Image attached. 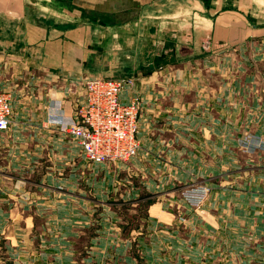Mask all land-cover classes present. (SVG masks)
Listing matches in <instances>:
<instances>
[{"label": "crops", "instance_id": "obj_1", "mask_svg": "<svg viewBox=\"0 0 264 264\" xmlns=\"http://www.w3.org/2000/svg\"><path fill=\"white\" fill-rule=\"evenodd\" d=\"M129 76L138 152L95 167L48 106L70 114L86 80ZM0 87L9 128L29 115L44 141L3 156L0 264L129 260L133 243L151 257L164 243L178 264H264V148L243 145L264 142V0H0ZM41 160L34 181L25 163ZM192 182L210 188L200 214L178 197ZM146 192L182 207L184 226L138 214Z\"/></svg>", "mask_w": 264, "mask_h": 264}, {"label": "built area", "instance_id": "obj_2", "mask_svg": "<svg viewBox=\"0 0 264 264\" xmlns=\"http://www.w3.org/2000/svg\"><path fill=\"white\" fill-rule=\"evenodd\" d=\"M134 83V77L88 79L82 85L81 94L71 101L70 114L62 101L50 102V121L78 142L87 162L128 161L139 149L136 133L140 98L135 95L123 102L120 94ZM12 111L11 96L0 87V132L9 128ZM243 145L248 150L264 148V142L252 137L244 139ZM209 192L210 188L205 184H192L182 189L181 196L189 206L198 207Z\"/></svg>", "mask_w": 264, "mask_h": 264}, {"label": "rangeland", "instance_id": "obj_3", "mask_svg": "<svg viewBox=\"0 0 264 264\" xmlns=\"http://www.w3.org/2000/svg\"><path fill=\"white\" fill-rule=\"evenodd\" d=\"M129 77H132V76H129ZM19 121L22 123L26 122L28 124L23 125V129H18V130L13 131L10 128H8L6 131L0 132V166H2V167L5 165L4 162L8 161L3 156H11V155L16 154L18 152V150H17L18 144L20 146L21 145H29L30 148H33L34 144H36L38 142H44L42 140V132L39 130H35L32 127H30V123L33 122V119L31 118V116L28 115V116H26V118L21 117V118H19ZM246 138H249V136H246L244 139H246ZM23 140H24V142H23ZM19 152L22 153V150L20 149ZM127 162L128 161H119L118 160V161L111 162V163L101 164V166L103 168L105 166H107V168L112 167V169H114V168L119 169L120 166H123V164H125ZM86 163L93 164L92 162H86ZM25 164L27 165L26 171L31 169L32 179L34 181H36V180L39 181V179L43 175L45 169H47L46 168L47 162H43L42 160L38 161V162L32 161V162L25 163ZM96 165H100V164L94 163V166L101 168V166H96ZM54 166H55V164L53 162H49L48 163V167H49L48 170L51 171ZM2 167H0V172H2V170H3ZM22 167H24V166H22ZM92 170H94V169H92ZM62 171H68V169H62L61 172ZM99 171H100V169H96L97 173L101 172V171L100 172ZM192 184H202V183L192 182V183L182 184L177 188L178 197L182 201H184V199L181 196L182 189L186 188ZM61 185L64 187V189L67 187V185H65V184H61ZM59 188H61V186H59ZM69 188H70V186H69ZM156 195H158V194H156ZM90 196L92 197V195H90ZM156 198H157V196L152 195V193H149V192L143 193L140 197L141 200L138 202V206H140L139 207L140 210H138V214L143 215L144 218H148V217L154 218L155 221L157 223L161 224L162 226L170 227L169 222H165L164 220H162V218H164V217H162L161 214L163 213V211H165L168 213H172L174 215V218L179 221V226H184L186 216H185L184 212L178 211V210L182 209V207H180L176 202H170L169 206L172 207L171 210H168V208L159 209V207L156 206V204H158ZM160 201L162 203L163 201H166V200L162 199ZM184 203L187 204L185 201H184ZM167 204H168V202H167ZM202 204L198 207H191L188 204L187 205L191 208V210L193 209L192 212H194V213L197 212L198 214H200L199 208L202 206ZM128 213L132 214V212H129V211H128ZM133 213H135V212H133ZM149 213L152 214L151 215L152 217L149 215ZM123 221H124V219H123ZM144 222H145V220H144ZM165 229H168V228H165ZM144 245H146V243H144ZM159 246L161 247L159 253H154L155 257L154 256L151 257L150 256L151 253H146L145 251H143L144 253H140V250L136 248L137 247L136 243H133L132 247L135 248L136 250H135V252H132V251L130 252L131 255L133 254L132 257H134V258L129 259V260H131L134 264H178L177 260L174 259L175 257H173V254H171L172 247H167L164 245V243L159 244ZM162 248H164V249H162ZM147 254H149V255H147ZM85 255H86V252L79 253L77 255V259L75 261V264H125V261H126V264H131L129 262V260H124V258H122V257H114V256H117L118 254L117 255L109 254L106 256L103 255V257H101L100 260L92 259L89 262L84 260Z\"/></svg>", "mask_w": 264, "mask_h": 264}]
</instances>
